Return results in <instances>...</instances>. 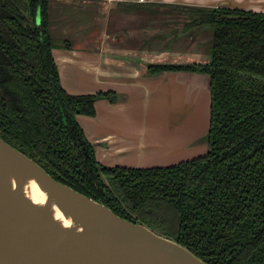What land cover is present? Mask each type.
Listing matches in <instances>:
<instances>
[{"label": "trees", "instance_id": "obj_1", "mask_svg": "<svg viewBox=\"0 0 264 264\" xmlns=\"http://www.w3.org/2000/svg\"><path fill=\"white\" fill-rule=\"evenodd\" d=\"M51 1L0 0V136L64 184L173 237L209 264H264V12L192 7L185 26L210 27L211 61L150 66L152 74L211 75L207 156L106 167L78 116L96 115L99 99L116 103L118 94L65 89L53 52Z\"/></svg>", "mask_w": 264, "mask_h": 264}, {"label": "crops", "instance_id": "obj_2", "mask_svg": "<svg viewBox=\"0 0 264 264\" xmlns=\"http://www.w3.org/2000/svg\"><path fill=\"white\" fill-rule=\"evenodd\" d=\"M52 1L51 3L55 7L52 10V16H50L52 35L65 39L74 38L77 42L73 45L69 40L66 43L68 48L58 46L53 51L65 89L76 95L96 94L112 90L123 96V99L116 103L99 99L96 102V115H79L78 117L88 140L96 146L98 158L103 160L106 165L109 164L108 166L122 165L135 168L146 167L149 166L147 164L153 162L158 164L169 162L168 164H170L191 158L193 154L187 153L184 147L177 148L186 139H195L196 137L195 132L192 134L191 131H186L191 134L190 136H179L191 128L192 116H188L187 120L180 118V121L168 128L162 129V125L156 124L157 126H154L153 129L150 126L147 129L151 97L154 93L159 95L160 87L167 84L183 83V86H186L183 91L185 105L190 106L195 100L194 90L198 88L203 92L205 88L201 89L200 85L206 87L208 83L207 76L191 73L168 74L165 78H156L157 80L144 77L143 63H180L162 61L168 58V54L181 41L177 39L173 48L165 46L163 49L161 48L166 44L163 45L164 42L161 44L163 46L158 49L153 47L156 43L152 47H149L148 44H141L144 47L141 45L108 47L105 37L93 36L90 26L86 24L87 21L81 20L78 16L76 18L75 13L69 7L79 11V5L84 3L98 8L100 4L113 5L116 2L132 7V4L139 3L138 0ZM145 4L149 6V9L160 12L176 6L180 11L183 10V7H187L188 10L192 7H228L264 12V0H147ZM57 11L61 15L59 14L58 21H55L54 16ZM184 34L190 33L183 29L179 33V38ZM190 42L193 43L194 40H190ZM187 45L188 43L185 46ZM151 52H154L155 55L150 54ZM207 56L209 60L206 59L209 62L211 57L208 54ZM189 60L195 61L194 59ZM194 83L198 85L191 88V84ZM196 94L197 91H195ZM203 94L207 98L205 92ZM202 106V109L199 110L202 114L204 113V120H207L209 102H204ZM180 114L182 115L183 112ZM166 135L171 138L167 139ZM164 147L166 150L162 151ZM168 148L172 149L167 150Z\"/></svg>", "mask_w": 264, "mask_h": 264}, {"label": "water", "instance_id": "obj_3", "mask_svg": "<svg viewBox=\"0 0 264 264\" xmlns=\"http://www.w3.org/2000/svg\"><path fill=\"white\" fill-rule=\"evenodd\" d=\"M40 21L41 13L38 15V23ZM156 64L163 63H143L144 77L157 80L156 78H165L168 74L191 73L207 76L208 78L206 87L200 85L201 89L205 88L203 92H205L207 98L197 88L194 90V103L190 106L187 104L185 107V94H183L182 109L184 112L182 116H185V120H187L188 116H192L190 122L193 129H187L179 136H190L191 134L186 131H191L192 134L195 132L196 137L185 141L183 139L184 143L177 149L184 147L187 150L186 152L193 154V156L163 166L192 161L207 156L210 151L211 131V75L188 70L164 71L152 74L150 66ZM167 64L187 65L191 63ZM196 85L198 84H191V88ZM165 87L174 91L180 88L186 89V86H183L181 82L176 85L174 83L167 84ZM179 91L182 92V89ZM195 91H197L196 95ZM115 92L118 94L117 102L122 100L123 96L119 92ZM204 102H209V112L207 114L209 124L207 122L206 126L202 124L197 128L198 121L196 122V120L201 117L204 119V113L202 114L199 110L202 109ZM173 121L178 122L180 120H178L177 116L175 118L171 115L170 120L162 125V129L176 124ZM170 122L172 123L171 125ZM166 137L167 139L171 138L167 135ZM170 149L172 148L167 150ZM165 150L164 147L162 151ZM97 159L100 164L112 167L106 165L98 156ZM4 160L12 164H21L28 168L40 186H44L49 196L54 199V203L63 208L68 214L77 216L83 231L71 232L60 228L49 219H44L40 214V209L27 202L18 191L9 190L3 172ZM0 264L209 263L198 257L173 237L158 233L144 223L122 217L102 202L64 184L47 172L34 159L12 146L0 136Z\"/></svg>", "mask_w": 264, "mask_h": 264}, {"label": "rangeland", "instance_id": "obj_4", "mask_svg": "<svg viewBox=\"0 0 264 264\" xmlns=\"http://www.w3.org/2000/svg\"><path fill=\"white\" fill-rule=\"evenodd\" d=\"M146 1L147 0L141 2V0H138V2L143 4H145ZM53 5L54 4L51 3L50 16H52V10H54L55 8L53 7ZM128 7L129 8L127 9V7H124L123 4H119L116 2L113 3V5L100 4L98 5V8L96 6L84 3L79 5V11L74 10L72 7L69 8L73 10V13H75L74 16H76V18L78 16V18H81V20H84L85 22L87 21L86 24L90 26V31L93 36L97 38L105 37L106 46L108 47L130 45L134 46L141 44H148L149 47H152L156 43V45L153 47L158 49L166 43L161 49H163L165 46L173 48L176 44L175 42H177V39H179V41H181L179 45L173 48L174 50L168 54V58H165L162 62H208L207 54L210 56V54L208 53V46L210 45L213 37V32L209 26H198L194 28V31H192L193 33L184 34L179 38V33L194 17L192 16V14H188L189 10L187 9V7H183V10L180 11L176 6L168 10H162V12H148L144 11L143 9L138 10L134 6ZM55 14L56 15L54 16V19H56L55 21H58L57 18L59 17L60 12L57 11ZM62 34L64 33L62 32ZM55 37H57L55 38V41L58 46H65L64 44L69 42V40L73 45L77 43L74 38L65 39L59 38L60 36ZM190 40H194V42L192 43L190 42ZM162 42L164 43L161 46ZM187 43L188 45L185 46ZM143 45L141 46L144 47ZM150 54L155 55L154 52H151ZM189 59H194L195 61L191 62ZM167 89L168 88H166L165 86L160 87L161 91L159 95H156V93L152 95L151 107L148 112L147 129L149 128V126L151 129H153L154 126L166 124L170 120L171 115H173V117L179 115L177 116L179 117L178 120L180 118L185 119V116H182L180 114L184 112V110L182 109V92L184 88H180L182 89V92L179 91L180 89H178L177 91H174L172 89L167 91ZM196 122L198 128V126H201L202 124L206 126L208 120L206 121L201 117L196 120ZM173 123H176V121H173ZM171 124L172 123L170 122V125ZM168 163L169 162H162L161 164H158L157 162H153L147 164L149 166L146 167H150L151 165L163 166L167 165Z\"/></svg>", "mask_w": 264, "mask_h": 264}, {"label": "bare ground", "instance_id": "obj_5", "mask_svg": "<svg viewBox=\"0 0 264 264\" xmlns=\"http://www.w3.org/2000/svg\"><path fill=\"white\" fill-rule=\"evenodd\" d=\"M5 182L9 190L18 191L24 199L40 209V214L64 230L82 232L77 216L68 214L51 198L44 186H40L33 173L21 164L3 161Z\"/></svg>", "mask_w": 264, "mask_h": 264}, {"label": "flooded vegetation", "instance_id": "obj_6", "mask_svg": "<svg viewBox=\"0 0 264 264\" xmlns=\"http://www.w3.org/2000/svg\"><path fill=\"white\" fill-rule=\"evenodd\" d=\"M192 16H194V15H192ZM194 18V17H193ZM192 20V19H191ZM191 22V21H190ZM37 23H38V17H37ZM198 26H201V25H197V26H194L193 28H191V29H187V26H185V28H184V30H186V31H188L189 33H193L192 31H194V28H196V27H198ZM211 61V60H210ZM209 61V62H210ZM209 62H207V64L209 63ZM82 115V114H81ZM79 117V116H78ZM79 120V119H78ZM83 128V127H82ZM84 130V129H83ZM86 135V134H85ZM87 137V136H86ZM88 139V138H87ZM94 147H95V153H96V156H97V151H96V146L94 145ZM86 155L88 156V153H86Z\"/></svg>", "mask_w": 264, "mask_h": 264}, {"label": "built area", "instance_id": "obj_7", "mask_svg": "<svg viewBox=\"0 0 264 264\" xmlns=\"http://www.w3.org/2000/svg\"><path fill=\"white\" fill-rule=\"evenodd\" d=\"M145 0H141V2H144Z\"/></svg>", "mask_w": 264, "mask_h": 264}]
</instances>
